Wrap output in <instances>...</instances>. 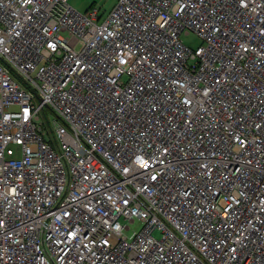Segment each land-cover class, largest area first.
Instances as JSON below:
<instances>
[{
    "label": "built area",
    "instance_id": "built-area-1",
    "mask_svg": "<svg viewBox=\"0 0 264 264\" xmlns=\"http://www.w3.org/2000/svg\"><path fill=\"white\" fill-rule=\"evenodd\" d=\"M100 16L0 0V264H264V0Z\"/></svg>",
    "mask_w": 264,
    "mask_h": 264
},
{
    "label": "rangeland",
    "instance_id": "rangeland-1",
    "mask_svg": "<svg viewBox=\"0 0 264 264\" xmlns=\"http://www.w3.org/2000/svg\"><path fill=\"white\" fill-rule=\"evenodd\" d=\"M69 4L74 7L79 12H85L87 9H90L91 7L95 6L99 8L101 16L100 19H103L107 16V14L111 11L112 7L115 5L117 0H68ZM181 38L187 46H189L192 49H195L200 43V38L193 32L189 33H182ZM132 60V56L127 53L123 56V58L120 60V64L123 67H127ZM49 112V111H48ZM121 221H123L121 219ZM141 228V223L138 220H135L134 222L130 223V230L127 232L128 234H131L132 231H139ZM156 237L159 236L157 232L154 233Z\"/></svg>",
    "mask_w": 264,
    "mask_h": 264
},
{
    "label": "snow or ice",
    "instance_id": "snow-or-ice-1",
    "mask_svg": "<svg viewBox=\"0 0 264 264\" xmlns=\"http://www.w3.org/2000/svg\"><path fill=\"white\" fill-rule=\"evenodd\" d=\"M240 2V5L244 8H247L248 7V0H239ZM157 23L161 24V26H163L164 24L167 23V21H157ZM237 139L239 140V137H237ZM244 143V141H240V144L242 145ZM165 152H167V149H165ZM138 163H139V166L145 170H148L151 168V165L149 163V160L148 159H139L138 158ZM125 171H127V169H125ZM236 171H239V169H237ZM151 180L152 181H155L157 180V176L156 175H152L151 176ZM4 226V221L3 220H0V227H3ZM70 235H72L73 237H75V233H69ZM104 244H108L109 241L108 240H104L103 241Z\"/></svg>",
    "mask_w": 264,
    "mask_h": 264
}]
</instances>
